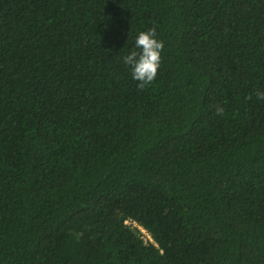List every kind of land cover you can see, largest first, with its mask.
Masks as SVG:
<instances>
[{
    "label": "trees",
    "instance_id": "trees-1",
    "mask_svg": "<svg viewBox=\"0 0 264 264\" xmlns=\"http://www.w3.org/2000/svg\"><path fill=\"white\" fill-rule=\"evenodd\" d=\"M257 91L264 0H0V264H264Z\"/></svg>",
    "mask_w": 264,
    "mask_h": 264
},
{
    "label": "clouds",
    "instance_id": "clouds-1",
    "mask_svg": "<svg viewBox=\"0 0 264 264\" xmlns=\"http://www.w3.org/2000/svg\"><path fill=\"white\" fill-rule=\"evenodd\" d=\"M163 47L164 42L158 39L155 26L136 34L133 49L122 59L138 89L142 90L155 81ZM255 95L257 100L264 101V91H257Z\"/></svg>",
    "mask_w": 264,
    "mask_h": 264
},
{
    "label": "built area",
    "instance_id": "built-area-1",
    "mask_svg": "<svg viewBox=\"0 0 264 264\" xmlns=\"http://www.w3.org/2000/svg\"><path fill=\"white\" fill-rule=\"evenodd\" d=\"M126 225L128 226L129 229L132 231H136L140 239L146 244H154L156 245L154 239L152 238L151 234L139 223H137L134 220H127Z\"/></svg>",
    "mask_w": 264,
    "mask_h": 264
}]
</instances>
